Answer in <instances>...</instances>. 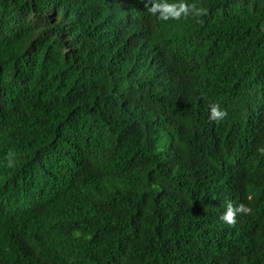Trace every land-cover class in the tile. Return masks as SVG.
<instances>
[{
	"label": "trees",
	"instance_id": "trees-1",
	"mask_svg": "<svg viewBox=\"0 0 264 264\" xmlns=\"http://www.w3.org/2000/svg\"><path fill=\"white\" fill-rule=\"evenodd\" d=\"M186 2L0 0V264H264V0Z\"/></svg>",
	"mask_w": 264,
	"mask_h": 264
},
{
	"label": "clouds",
	"instance_id": "clouds-1",
	"mask_svg": "<svg viewBox=\"0 0 264 264\" xmlns=\"http://www.w3.org/2000/svg\"><path fill=\"white\" fill-rule=\"evenodd\" d=\"M146 11L161 21L180 20L182 17H188L190 14L199 16L203 14L202 9L196 8L195 5L189 4L186 0H147ZM209 120L219 123L226 116L227 112L217 103L209 105ZM6 166L11 168L15 166L16 155L9 151L4 157ZM250 209L243 203L236 206L231 201L227 202L223 213L219 219L233 226L236 223L238 214H248Z\"/></svg>",
	"mask_w": 264,
	"mask_h": 264
}]
</instances>
